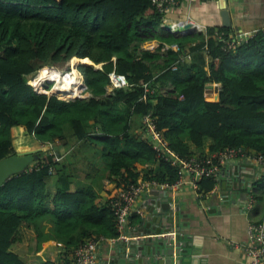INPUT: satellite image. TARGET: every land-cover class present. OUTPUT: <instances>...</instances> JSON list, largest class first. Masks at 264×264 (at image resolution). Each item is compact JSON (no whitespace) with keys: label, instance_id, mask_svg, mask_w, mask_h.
Segmentation results:
<instances>
[{"label":"trees","instance_id":"trees-1","mask_svg":"<svg viewBox=\"0 0 264 264\" xmlns=\"http://www.w3.org/2000/svg\"><path fill=\"white\" fill-rule=\"evenodd\" d=\"M164 18L153 0H0V159L16 153L14 126L42 144L59 143L0 186V264H73L75 249L90 237L120 236L110 202L118 190L140 176L159 183L180 178L181 167L158 159L153 143L133 131L146 114L182 158L232 147L264 157V31L232 48V28L178 35L164 31ZM151 40L179 50L144 49ZM73 57L93 61L77 66L89 96L65 100L34 90L33 73L45 65L70 69ZM113 72L127 84L113 87ZM213 83L220 84L218 100L207 98ZM89 149L106 168L80 185L68 169ZM256 173L251 194L263 207L264 170ZM219 183L204 176L198 190L211 192ZM111 184L114 192L103 199L100 191ZM139 222L133 214L131 224ZM48 240L64 245L58 260L31 262ZM24 242L29 249H14Z\"/></svg>","mask_w":264,"mask_h":264},{"label":"crops","instance_id":"crops-1","mask_svg":"<svg viewBox=\"0 0 264 264\" xmlns=\"http://www.w3.org/2000/svg\"><path fill=\"white\" fill-rule=\"evenodd\" d=\"M225 3L231 17L232 29L237 37L264 31V0H215L203 2L185 0L168 14L165 22L166 24H178L189 20L206 27V29L208 27L223 26L221 10ZM164 25L162 24V27L166 31ZM162 45L163 47L159 49ZM142 47L151 51L159 50L163 54H166L170 48L176 51L179 50L177 44L168 45L160 40L147 41ZM185 52H188L187 49ZM205 54L207 55V50H205ZM75 66L77 67V65ZM219 89L220 84H209L206 92L207 98L209 100H218ZM107 90L108 93H112L113 88L109 86ZM140 121H135L134 132H142ZM12 135L16 152L32 149H40V151H57L59 149L58 142L42 144L21 125L12 128ZM235 162L233 161L222 167L223 177L221 183L211 192L200 193L198 189L187 181L190 179V176L187 175L184 183L177 187L164 190L150 186L139 197L138 205L143 207L144 216L149 213L147 207L153 199L161 200L160 197L153 195L158 190L164 191L166 193L164 197L172 200L173 208L180 207L181 224L183 225L182 233L186 236L182 242L191 241L192 246L188 247L189 253L185 256L175 254L172 258V264H248L244 251L230 245V242L244 243L248 240L249 223L264 220V206L258 207L254 203L248 207V200L243 195L245 183L247 181L253 183L256 172H258L260 167L258 165L253 167L254 163L251 161L238 164L240 173L254 174V176L253 178L242 175L236 176L234 174ZM74 164L76 166H72L68 170L74 178L78 179V184L80 185H88L97 177L100 170L106 168V163L103 161L101 154H94L91 149L83 150L79 155V160H76ZM89 172L91 174H88ZM140 180H143L142 176H140ZM236 181H238V188L234 190L232 186ZM223 183H226L225 188ZM51 184L54 188L56 184L55 178L52 179ZM251 184L247 191L249 194H251L253 186ZM115 188L116 184H111L101 190L100 195L103 199H109L110 193H113ZM235 195L237 196L234 198ZM141 222L129 232L130 237L133 236L132 234H136V231L141 227ZM26 233L28 237L32 235L31 230L26 231ZM188 236H191V239H188ZM63 248L64 245L61 242L48 240L43 243V247L37 255H40L44 260H58ZM140 254L138 250L132 252L130 247H122L119 244L109 242L100 248V256L105 260L110 259L111 264H154L149 261V255H143L142 257ZM170 257V255L166 254L165 256H158V259L163 258L166 260ZM30 261H32L31 258Z\"/></svg>","mask_w":264,"mask_h":264},{"label":"built area","instance_id":"built-area-1","mask_svg":"<svg viewBox=\"0 0 264 264\" xmlns=\"http://www.w3.org/2000/svg\"><path fill=\"white\" fill-rule=\"evenodd\" d=\"M185 0H153L158 10L165 15L163 25L166 24V17L175 7H178ZM190 2H203L215 0H186ZM192 24L191 30L206 31V27H202L193 21H187ZM172 27L176 24L171 23ZM252 35L235 36L228 45L236 48L242 42L247 41ZM184 58L190 59L188 52L184 53ZM172 69H177V63L172 65ZM75 76L74 81L70 86L74 89V94L71 97L61 95L62 93H54V88L61 83L65 84L66 79H71ZM30 84L34 87L37 93L55 94L59 98L71 100L76 98L87 97L89 94L87 86L82 74L77 70L74 65L68 71H61L55 66L45 65L33 73L29 78ZM111 80L113 87H120L126 85L127 82L124 76L111 73ZM51 84V86L49 85ZM112 87V88H113ZM141 137L150 140L157 151L158 159H165L174 165H179L180 178L174 183H159L156 181L140 180L137 184L128 185L118 190L111 196V205L114 209L116 216L117 227L120 236L117 239H107L103 236L90 237L84 243L80 244L74 251L73 264H111L110 259L105 260L100 256V248L105 243L119 244L129 239V232L134 227L131 224V216L133 214L144 216L143 207L138 205V200L141 194L147 187L153 186L161 189H170L177 187L184 183L185 176L189 175L190 179L187 180L194 188L199 189V180L204 176H213L216 180H222L223 173L222 167L229 163L236 161V164L246 163L251 161L254 165H258L264 170V157L254 154H248L242 148L232 147L226 148L216 153L209 154L205 157L193 155L191 157L182 158L174 153L168 146L163 133L157 128L155 118L151 113L146 114L142 118V132ZM224 172V171H223ZM247 206L250 207L254 204V197L249 194ZM235 248L242 249L247 257L248 264H264V220L258 222H250L248 225V240L244 243L230 242Z\"/></svg>","mask_w":264,"mask_h":264},{"label":"water","instance_id":"water-1","mask_svg":"<svg viewBox=\"0 0 264 264\" xmlns=\"http://www.w3.org/2000/svg\"><path fill=\"white\" fill-rule=\"evenodd\" d=\"M222 25L226 28H232V21L228 9L225 6L221 10ZM166 31L174 34H190L192 24L188 22H180L172 27V24H165ZM88 64V63H84ZM90 64H93L91 62ZM127 81L126 77H124ZM40 149H32L22 152H16L13 155L0 159V186H2L13 175L21 173L27 170L35 162V154ZM255 165L253 164V167ZM234 174L236 176L242 175L245 177L253 178L254 174L240 173V166L236 164ZM252 182L247 181L245 183V192L243 195L245 199L248 198L247 192ZM252 185V184H251ZM224 188L226 183H223ZM233 189L237 190L238 181L233 183ZM155 197L148 205L147 210L149 213L142 217L141 227L136 231V234H132L127 241L121 242L119 245L122 247H130L132 252L140 251V255H149V261L154 264H172L173 256H185L189 253V248L192 246V242H182L185 239L184 233H182L181 224V211L180 207H172V200L166 199L164 196L166 193L162 190H158L153 193ZM237 195L234 196V198ZM191 239V236L187 237ZM166 254L171 257L168 259H158V256H165Z\"/></svg>","mask_w":264,"mask_h":264},{"label":"bare ground","instance_id":"bare-ground-1","mask_svg":"<svg viewBox=\"0 0 264 264\" xmlns=\"http://www.w3.org/2000/svg\"><path fill=\"white\" fill-rule=\"evenodd\" d=\"M72 62L76 63L78 61H80L81 63H91V60L89 58H84V59H79L78 57H73ZM93 62V61H92ZM79 64V63H78ZM75 76L72 77L71 79H66V81L64 82L65 84L61 85V83H59L53 90L54 93H62V95L65 96H73L74 94V89L71 88L70 84L72 81H74Z\"/></svg>","mask_w":264,"mask_h":264},{"label":"rangeland","instance_id":"rangeland-1","mask_svg":"<svg viewBox=\"0 0 264 264\" xmlns=\"http://www.w3.org/2000/svg\"><path fill=\"white\" fill-rule=\"evenodd\" d=\"M81 63L80 61H78V62H76V63H74V62H72V60L68 63V65H70V67L71 66H73V65H79V64ZM58 68V67H57ZM67 68V66H63V67H59L58 69H60L61 71H68V69H66ZM50 86H51V84H49ZM63 99V98H62ZM29 242L28 243H26V242H24V243H21V244H17V245H15L14 246V249L15 250H19V251H21V252H23V250L25 251V249H29ZM37 257H39L40 258V255H33V256H31L30 258H31V262H34V263H37V262H35L36 260H37Z\"/></svg>","mask_w":264,"mask_h":264}]
</instances>
